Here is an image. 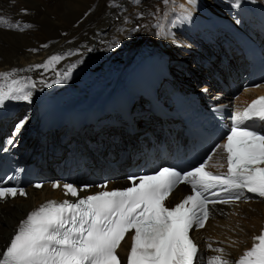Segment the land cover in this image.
I'll return each mask as SVG.
<instances>
[{"label":"snow or ice","instance_id":"snow-or-ice-1","mask_svg":"<svg viewBox=\"0 0 264 264\" xmlns=\"http://www.w3.org/2000/svg\"><path fill=\"white\" fill-rule=\"evenodd\" d=\"M133 2L139 4L141 0ZM188 2L194 4L195 0ZM0 24L20 31L31 27H21L19 22L8 24L4 19H0ZM138 30L139 26L133 29ZM62 58L53 55L44 63L20 71L47 69ZM76 67L70 64L63 73L57 72L51 83H40L44 87L66 83ZM16 72L0 71V106L6 101L31 102L36 82L31 77L13 78ZM254 119L264 122V96L232 115L230 127L221 137L224 142L216 144L207 159L191 170L162 167L151 175L129 176L131 186L123 189L103 190L75 201H46L19 222L10 242L0 250V264H121L117 249L129 232L133 234L127 264H198L199 249L189 233L194 228H204L212 214L210 205L245 199V192L264 199V130L246 123ZM26 122L27 118L21 119L13 135ZM8 143L14 141L10 139ZM221 153L227 171L206 170L209 161ZM219 167H225V163H219ZM180 184L190 186L191 194L175 206H165ZM42 186L33 185L37 189ZM58 187L61 185L52 184L53 189ZM62 187L65 195L78 197L79 192L91 186L78 189L72 183H64ZM96 187L106 189L107 185ZM26 195L23 187L3 186L0 182V201ZM252 240V247L238 260L229 262L215 256L208 264H264V229ZM214 251L222 253L223 249Z\"/></svg>","mask_w":264,"mask_h":264},{"label":"bare ground","instance_id":"bare-ground-1","mask_svg":"<svg viewBox=\"0 0 264 264\" xmlns=\"http://www.w3.org/2000/svg\"><path fill=\"white\" fill-rule=\"evenodd\" d=\"M219 1L224 12L229 11L225 13H229L240 26L253 31L264 40V0ZM21 9H26L27 12H21ZM185 16L188 18L185 19ZM0 19L6 20L8 24L19 22L21 25L25 22L31 25L30 28L20 31L0 24V71L16 69V76L13 78L31 77L36 82L33 99L30 102L35 107V112L38 111V107L46 106L50 100L67 111L81 109L84 106L100 109L105 100L112 98L113 88L122 84L123 73L144 56L154 62L166 59L170 64L175 61L189 64L192 56L193 69L188 80L200 78L206 70L208 71L209 65L213 64L210 58L216 56L213 53L209 56L203 55L204 62L197 56L201 51L200 47L204 48L205 54H208V49L212 52L208 42L209 38L213 39V32L204 31L205 35L193 37L190 42L176 36V29L185 31L190 37L197 32L195 27L198 24H208L195 2L190 4L188 0H167V3L165 0H141L139 4L133 0H0ZM100 26L103 32H100ZM138 26L139 30L133 31ZM158 32L160 35H157ZM89 41L94 44L92 50L86 48ZM182 50H185L187 55L178 57ZM53 55H60L63 58L58 63L49 65L47 69L20 71L44 63ZM229 58L223 54L222 59ZM236 58V55H232L230 60ZM70 64L83 68L79 78L85 77V73L90 71L91 83L84 85L83 81H80L81 86L77 87L75 69L70 77L71 88L77 89L73 94L70 92L71 88L58 91L56 84L44 87L40 83L41 80L51 83L56 73H63ZM97 67L103 71L97 73L95 71ZM175 71L179 77L181 70ZM231 72L234 74V69H231ZM213 90L217 93L219 89L214 86ZM258 91L259 88H250L248 91H242L241 95L251 96ZM210 95L209 98L214 99L215 95ZM28 107L22 106L23 115L30 112ZM86 113L87 110L84 111V114ZM110 122L111 114H101L96 125L81 128L79 133L98 136L99 132H107L116 127L120 129L118 126L112 127ZM3 134L0 136L3 137ZM75 134L67 129L64 137L66 144L70 136ZM23 135L24 133H21L20 137ZM29 139L30 136L25 142ZM34 143L35 140L31 142ZM95 149L92 142L86 146V150L90 152ZM45 160L47 167L43 171L50 169L48 160L46 158ZM93 160L92 158V162ZM183 191L184 186L181 184L171 193V202L180 198ZM56 192L57 189H50L48 184H44L40 189L29 187L25 197L17 196L0 202V249L26 210L45 199L50 193ZM213 215L215 217L207 221L202 232L227 239L229 245L222 244L223 251L225 255L231 257L250 242L251 235L258 230L260 222L264 220V200L242 202L231 208H218L214 210ZM127 244L128 239L121 243L120 248L124 249Z\"/></svg>","mask_w":264,"mask_h":264},{"label":"rangeland","instance_id":"rangeland-1","mask_svg":"<svg viewBox=\"0 0 264 264\" xmlns=\"http://www.w3.org/2000/svg\"><path fill=\"white\" fill-rule=\"evenodd\" d=\"M17 6V5H16ZM125 8H122V10H124ZM103 25V24H102ZM101 25V26H102ZM101 26H100V32H103V31H101ZM136 26V25H135ZM177 30V29H176ZM90 44H92V46L90 47L89 45ZM93 46H94V44H93V42L92 41H89L87 44H86V48H88L89 50L91 49H93ZM66 52H68V51H66ZM106 59V58H105ZM114 63L115 64H118V62L117 61H114ZM116 67H117V65H116ZM99 68V67H98ZM77 91V89L75 88V87H73V88H71V90H70V92L73 94V93H75ZM19 118H21V117H18V118H16V121L14 122V124H18L19 123V121H20V119ZM25 127V126H24Z\"/></svg>","mask_w":264,"mask_h":264}]
</instances>
